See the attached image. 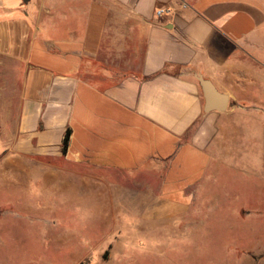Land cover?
I'll return each mask as SVG.
<instances>
[{
    "label": "crops",
    "instance_id": "obj_1",
    "mask_svg": "<svg viewBox=\"0 0 264 264\" xmlns=\"http://www.w3.org/2000/svg\"><path fill=\"white\" fill-rule=\"evenodd\" d=\"M201 80L227 95L225 111L206 112ZM256 112L264 0H0V159L11 169L105 189L117 174L133 211L173 217L203 196L230 119L249 127Z\"/></svg>",
    "mask_w": 264,
    "mask_h": 264
},
{
    "label": "rangeland",
    "instance_id": "obj_2",
    "mask_svg": "<svg viewBox=\"0 0 264 264\" xmlns=\"http://www.w3.org/2000/svg\"><path fill=\"white\" fill-rule=\"evenodd\" d=\"M262 116L249 127L230 119L203 196L173 217L133 211L117 174L90 188L0 159V264H264Z\"/></svg>",
    "mask_w": 264,
    "mask_h": 264
},
{
    "label": "water",
    "instance_id": "obj_3",
    "mask_svg": "<svg viewBox=\"0 0 264 264\" xmlns=\"http://www.w3.org/2000/svg\"><path fill=\"white\" fill-rule=\"evenodd\" d=\"M204 90H205V99H206V112L211 111H225L227 104V95L221 94L210 82L201 80ZM219 101L220 104L216 105V102Z\"/></svg>",
    "mask_w": 264,
    "mask_h": 264
},
{
    "label": "built area",
    "instance_id": "obj_4",
    "mask_svg": "<svg viewBox=\"0 0 264 264\" xmlns=\"http://www.w3.org/2000/svg\"><path fill=\"white\" fill-rule=\"evenodd\" d=\"M166 13H167V10L164 9V8H160V9L157 10V15L158 16L164 15Z\"/></svg>",
    "mask_w": 264,
    "mask_h": 264
},
{
    "label": "trees",
    "instance_id": "obj_5",
    "mask_svg": "<svg viewBox=\"0 0 264 264\" xmlns=\"http://www.w3.org/2000/svg\"><path fill=\"white\" fill-rule=\"evenodd\" d=\"M69 142V132L66 134V137L64 139V150H66Z\"/></svg>",
    "mask_w": 264,
    "mask_h": 264
}]
</instances>
